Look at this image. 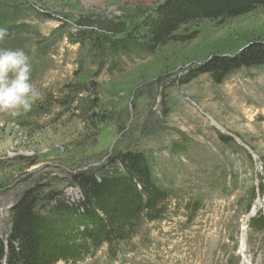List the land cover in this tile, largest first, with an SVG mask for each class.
I'll use <instances>...</instances> for the list:
<instances>
[{"label": "rangeland", "instance_id": "1", "mask_svg": "<svg viewBox=\"0 0 264 264\" xmlns=\"http://www.w3.org/2000/svg\"><path fill=\"white\" fill-rule=\"evenodd\" d=\"M162 1L0 0L9 30L0 47L29 55L42 92L28 112L0 110L1 240L12 205L34 189L37 210L73 250L89 224L72 209L79 175L138 151L159 200L54 264H264V220L250 226L264 216V66L220 83L189 75L212 55L264 40V4L182 25L180 39L134 51L121 40Z\"/></svg>", "mask_w": 264, "mask_h": 264}, {"label": "trees", "instance_id": "2", "mask_svg": "<svg viewBox=\"0 0 264 264\" xmlns=\"http://www.w3.org/2000/svg\"><path fill=\"white\" fill-rule=\"evenodd\" d=\"M262 4L264 0H163L137 23L131 37L121 41L132 43L136 52L151 53L159 45L180 39L175 32L182 25L235 18ZM256 66H264V40L248 42L235 55H212L193 67L189 75L194 78L208 73L220 83L233 70ZM77 186L81 200L64 209L66 213L71 208L81 209L83 221L91 224L90 228L85 224L79 234L83 242L71 250L76 243L70 246L67 240L61 241L64 234L40 214L34 189H30L12 205L9 233L5 241L0 239V264H54L71 252L107 240L122 228L123 221L131 220L141 209H150L161 197L151 165L138 151L119 152L99 172L80 174ZM258 186L264 195V172ZM57 209L63 205L57 204ZM262 220V215L252 218L250 226Z\"/></svg>", "mask_w": 264, "mask_h": 264}, {"label": "clouds", "instance_id": "3", "mask_svg": "<svg viewBox=\"0 0 264 264\" xmlns=\"http://www.w3.org/2000/svg\"><path fill=\"white\" fill-rule=\"evenodd\" d=\"M9 35L0 26V41ZM32 62L22 48L0 47V110L16 114L28 112L42 98V92L32 83Z\"/></svg>", "mask_w": 264, "mask_h": 264}]
</instances>
